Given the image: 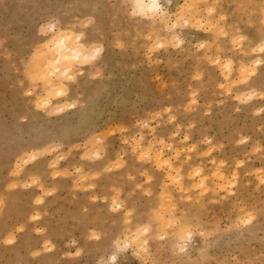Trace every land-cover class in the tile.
Wrapping results in <instances>:
<instances>
[{
    "label": "rangeland",
    "instance_id": "1",
    "mask_svg": "<svg viewBox=\"0 0 264 264\" xmlns=\"http://www.w3.org/2000/svg\"><path fill=\"white\" fill-rule=\"evenodd\" d=\"M158 2L0 0V264H264V0Z\"/></svg>",
    "mask_w": 264,
    "mask_h": 264
},
{
    "label": "bare ground",
    "instance_id": "2",
    "mask_svg": "<svg viewBox=\"0 0 264 264\" xmlns=\"http://www.w3.org/2000/svg\"><path fill=\"white\" fill-rule=\"evenodd\" d=\"M136 3L137 9L142 13L153 14L159 9L158 0H136ZM66 40V37H63L61 40L53 42L52 45L45 47L43 60L40 65L42 70H48L51 67L60 69L64 66L65 62L73 59L74 56L69 54V50L73 49V47L66 46ZM48 55L49 57L51 55L54 57L46 58Z\"/></svg>",
    "mask_w": 264,
    "mask_h": 264
}]
</instances>
